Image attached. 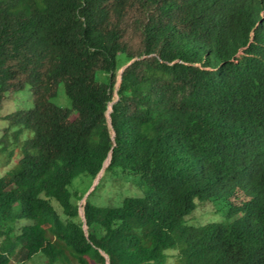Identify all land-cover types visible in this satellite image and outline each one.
Instances as JSON below:
<instances>
[{
    "label": "trees",
    "instance_id": "1",
    "mask_svg": "<svg viewBox=\"0 0 264 264\" xmlns=\"http://www.w3.org/2000/svg\"><path fill=\"white\" fill-rule=\"evenodd\" d=\"M25 86L0 133V264H264V0H0V107ZM124 184L141 194L93 202Z\"/></svg>",
    "mask_w": 264,
    "mask_h": 264
},
{
    "label": "rangeland",
    "instance_id": "2",
    "mask_svg": "<svg viewBox=\"0 0 264 264\" xmlns=\"http://www.w3.org/2000/svg\"><path fill=\"white\" fill-rule=\"evenodd\" d=\"M132 15L128 21L126 22V39L128 40V42L130 43L131 48L133 49V51H137L140 47H139V41H140V35H139V31H137V29L135 28V20L133 19ZM119 63L122 64V56H120L119 58ZM98 79L100 82H104L105 81V76L104 75H98ZM54 102L63 107V108H70V101L67 98V96L65 95L64 91H63V87H60L59 93H58V97L56 98V100H54ZM34 107V98L33 95L30 91V87L29 86H25L24 89L18 93H16L14 95V97L10 100H7L6 102L2 103V107H0V133L2 132V130L6 127L7 122L3 119V117L17 111L18 109H24V110H28ZM75 118V116L73 117ZM17 158H15L14 162L11 164V166L7 167V168H1L0 169V177L7 171L9 170L12 166L15 165V163L17 162ZM78 184L80 185V190H84L85 187H87V183L88 180L84 179V181L82 180V178H78L76 179ZM83 182V183H82ZM96 181L93 182L92 185L95 184ZM131 185L128 184H124V186L122 187V189H118V188H113L110 186H107L106 188H104L100 193L99 196H97L95 199L93 198V202L97 205H99L100 203L103 205H112L117 203L115 206H118L121 204V201L124 197L126 196H139L141 193L140 191L138 192V190L134 187L133 189L131 187H129ZM131 189L130 191H126V189ZM235 202L236 203H240L241 201H245L247 200V197L245 196L244 193L239 192L237 197H235ZM85 200L83 199L80 202V205L84 204ZM221 208V207H219ZM219 208H209V206H200V208L198 207V209L196 210V215L194 216V220L198 219V224H207V223H213V222H217V221H227V220H231V219H227L226 217V213L223 210H219ZM83 208H80V212L82 211ZM199 210V211H198ZM204 211V212H203ZM218 211L220 213H218ZM82 214V212L80 213ZM173 255V253H172ZM170 263H173L170 260ZM28 264H46V260L44 257L42 256H37L33 259V261H31Z\"/></svg>",
    "mask_w": 264,
    "mask_h": 264
},
{
    "label": "water",
    "instance_id": "3",
    "mask_svg": "<svg viewBox=\"0 0 264 264\" xmlns=\"http://www.w3.org/2000/svg\"><path fill=\"white\" fill-rule=\"evenodd\" d=\"M123 70H124V69H123ZM123 70H122V72H123ZM110 112H111V111H110ZM110 112H109V113H110ZM109 123H110V127H111V122H109ZM113 136H114V135H113ZM109 163H110V159H108V160L106 161V164H105V166L103 167V169L101 170L100 174L98 175L95 184L92 186L91 190L86 194V196L84 197V200H86V198L88 197V195L94 190V188L96 187V185L99 183V181H100L102 175L104 174V170H105V168L109 165ZM81 212H82V214H80V216H81L83 222L86 223V218H85V215H84V210L82 209ZM81 212L79 211V213H81ZM84 230L87 231V226H86V225L84 226ZM103 255H105V254H103ZM105 257H106V259H107V264H110V263H109V258H108V256L105 255Z\"/></svg>",
    "mask_w": 264,
    "mask_h": 264
},
{
    "label": "clouds",
    "instance_id": "4",
    "mask_svg": "<svg viewBox=\"0 0 264 264\" xmlns=\"http://www.w3.org/2000/svg\"><path fill=\"white\" fill-rule=\"evenodd\" d=\"M133 61H131V62H129L126 66H124L122 69H121V71H120V73L122 74L123 72H122V70L124 69H126V67L127 66H129L131 63H132ZM123 70V71H124ZM112 105H113V103H111L110 105H109V111L107 112V118H108V125H109V127H110V119H109V117H110V113L112 112ZM111 111V112H110ZM110 112V113H109ZM111 128V127H110ZM81 208H83V207H81ZM80 211V210H79ZM85 226V225H84Z\"/></svg>",
    "mask_w": 264,
    "mask_h": 264
}]
</instances>
